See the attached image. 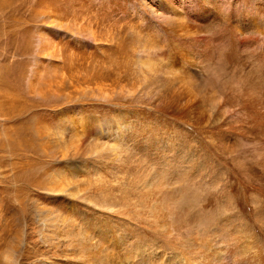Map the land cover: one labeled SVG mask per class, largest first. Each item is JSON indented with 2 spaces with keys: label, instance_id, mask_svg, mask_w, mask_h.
<instances>
[{
  "label": "rangeland",
  "instance_id": "1",
  "mask_svg": "<svg viewBox=\"0 0 264 264\" xmlns=\"http://www.w3.org/2000/svg\"><path fill=\"white\" fill-rule=\"evenodd\" d=\"M263 37L264 0H0V264H92L95 247L198 264L210 242L264 264V219L232 178L242 149L264 182Z\"/></svg>",
  "mask_w": 264,
  "mask_h": 264
},
{
  "label": "bare ground",
  "instance_id": "2",
  "mask_svg": "<svg viewBox=\"0 0 264 264\" xmlns=\"http://www.w3.org/2000/svg\"><path fill=\"white\" fill-rule=\"evenodd\" d=\"M184 26V25H183ZM182 27V26H181ZM175 28V27H174ZM180 29V28H179ZM174 30V29H172ZM182 31V30H180ZM179 31V32H180ZM255 31V30H254ZM183 32V31H182ZM181 32V33H182ZM90 33V32H89ZM174 33H177L174 31ZM185 36V35H184ZM264 38V37H263ZM224 44V43H223ZM228 46V45H227ZM220 47L222 48V46L220 45ZM262 47V46H261ZM213 48V47H212ZM264 49V47H263ZM231 50V49H230ZM242 50V49H241ZM220 51V50H219ZM217 52L220 54V52ZM223 53V52H222ZM235 58V57H234ZM236 59V58H235ZM234 59L231 60V63L233 62ZM220 62V61H219ZM238 61H234L233 63H237ZM224 63V60L222 62V65ZM229 63V62H228ZM232 63V64H233ZM226 64V63H225ZM193 66V65H192ZM225 66V65H224ZM223 66V67H224ZM197 67V66H196ZM235 67V66H234ZM237 67V66H236ZM241 67V66H239ZM238 67V68H239ZM235 73V72H234ZM220 75V74H219ZM236 75V74H235ZM247 78V77H246ZM263 79V78H262ZM247 80V79H246ZM259 80V78H258ZM264 80V79H263ZM251 82V81H250ZM13 90V89H12ZM262 90V89H261ZM189 91V90H188ZM195 94V93H194ZM6 95V94H4ZM189 95V94H188ZM197 95V94H195ZM262 95V93H261ZM25 96V95H24ZM23 96V97H24ZM198 96V95H197ZM1 99H4V97H0ZM6 98V97H5ZM196 98V97H195ZM194 98V99H195ZM193 97L191 98L190 100V104H189V107L192 108V105L191 104H194L192 103L194 100H192ZM201 99V98H200ZM189 100V99H188ZM220 100V99H219ZM261 100V99H260ZM263 100H264V92H263ZM197 101H200V100H197ZM9 102H11V105H10V108L13 106H15L13 103L15 102V98H11L9 100ZM186 102V101H185ZM201 102V101H200ZM260 102V101H259ZM2 103V104H1ZM8 103V102H7ZM187 103V102H186ZM189 103V102H188ZM202 103V102H201ZM251 103V102H250ZM1 105H5L4 102H0ZM203 104V103H202ZM258 104V103H257ZM198 105V104H197ZM218 105V104H217ZM259 105V104H258ZM261 106V105H259ZM264 106V105H263ZM20 107V106H19ZM21 108V107H20ZM217 108V107H216ZM214 108V109H216ZM219 108V107H218ZM252 108V107H251ZM203 109V108H202ZM220 109V108H219ZM255 110V109H254ZM257 111V109L255 110ZM219 112V111H218ZM3 114V113H1ZM5 114V113H4ZM213 114V113H212ZM258 114V113H257ZM255 114V115H257ZM6 115V114H5ZM190 115V114H188ZM250 115V114H248ZM259 115V114H258ZM257 115V117H258ZM198 116V115H197ZM208 116V115H207ZM206 117V116H205ZM211 117V116H209ZM256 117V116H255ZM261 118H263L262 116H260ZM258 117V118H260ZM188 118V117H187ZM212 118V117H211ZM250 118V117H249ZM252 118V117H251ZM260 118V119H261ZM4 119V118H3ZM192 119V118H191ZM201 119V118H200ZM222 119V117H221ZM253 119V118H252ZM257 119V118H256ZM193 120V119H192ZM196 120V119H195ZM198 120V119H197ZM207 120V119H206ZM205 120V121H206ZM223 120V119H222ZM251 120V119H249ZM190 121V120H189ZM213 121V120H212ZM244 121V120H242ZM252 121V120H251ZM261 121V120H260ZM206 122H209L208 120ZM205 122V125H207V123ZM237 122V121H236ZM263 122V121H262ZM191 123L193 124V122H190L189 126L191 125ZM233 123V122H232ZM235 123V122H234ZM248 123V122H246ZM236 124V123H235ZM237 124H239V128L238 129H235L234 130V134L237 138V141L239 142V144H242V145H254L255 143V140H254V137H253V134L251 133L252 130H250V128H245L241 126L240 123L237 122ZM236 124V125H237ZM250 124H252L250 122ZM260 125H262L261 123H259ZM258 124V125H259ZM245 125V124H244ZM257 125V127H259ZM204 126V125H203ZM229 126V125H228ZM237 126V127H238ZM256 126V125H255ZM32 127V126H31ZM217 129H218V126H216ZM233 126H231L232 128ZM249 127H251L249 125ZM34 128V127H33ZM200 128V127H199ZM198 128V130H200ZM252 129V128H251ZM257 129V128H256ZM254 129V130H256ZM34 130V129H33ZM232 130V129H229V131ZM31 131V130H30ZM221 131H224V130H221ZM233 131V130H232ZM228 132V130H227ZM27 133H30L31 132H28ZM204 133L207 134V136H210L214 133L211 132V127H209L208 125L204 127ZM25 133L24 132H20L19 133V136L18 138L20 139V141H24L25 139ZM204 134V136H205ZM224 134V133H223ZM256 134V133H255ZM218 135V133H217ZM215 136V135H213ZM219 136V135H218ZM222 136V135H221ZM226 136V135H225ZM228 136V135H227ZM211 137V136H210ZM210 137H206V138H210ZM224 137V136H222ZM230 138V137H229ZM228 138V139H229ZM217 139V138H216ZM231 139V138H230ZM206 140V139H205ZM208 141V140H207ZM207 141H205V143H207ZM221 141V140H220ZM224 142L226 143V145H228L227 141L224 140ZM236 142V141H235ZM20 144H22L21 142H19ZM204 143V144H205ZM211 143V141H210ZM214 143V142H213ZM219 143V142H218ZM223 143V144H225ZM232 143V142H230ZM19 144V145H20ZM200 145V144H199ZM230 145V144H229ZM18 147V143L16 144H13L12 147ZM233 146V144H232ZM231 146V147H232ZM23 147H25L23 145ZM41 147V146H40ZM218 147V146H217ZM226 147V146H225ZM234 147V146H233ZM232 147V148H233ZM210 148V147H209ZM32 149V148H31ZM41 150V148H39ZM227 149V148H226ZM224 149V150H226ZM25 150V149H24ZM28 151V150H27ZM31 151V150H29ZM222 151V150H221ZM239 151V152H238ZM241 151V152H240ZM35 152V151H34ZM234 152V151H233ZM238 152V154H237ZM28 153V152H27ZM33 153V152H32ZM223 153V152H222ZM242 149H237L236 153H235V156L232 157V162L235 163L237 162V165L239 166V169H235V172H233V177L236 184L239 186V189H238V192L243 195V197H246L247 195H249L250 193L249 192H253V195H249V197H251V199L253 200L252 202H254V206H256V212L257 214H255V218L256 220H262L264 219V184L261 183V181L263 182V180L260 178H258L256 175V172L254 170H256V168L254 169L253 168V164H245V165H242L240 166V163L238 161L239 158L242 157ZM36 154V153H35ZM198 154V153H197ZM218 157V156H217ZM191 160V159H190ZM199 160V159H198ZM213 161V160H212ZM215 162V161H214ZM189 164V163H188ZM246 166V167H245ZM237 167V166H236ZM200 168V167H199ZM202 168V167H201ZM259 171V168L257 169ZM207 171V170H206ZM204 171V172H206ZM218 172V171H217ZM261 172V171H260ZM263 172V170H262ZM264 173V172H263ZM218 175V173H217ZM217 175L215 177H217ZM226 175V174H225ZM223 176V175H222ZM220 178V177H219ZM214 184H218L220 182V180L217 181V179L215 178L213 181H215ZM260 180V181H259ZM159 183V182H158ZM264 183V182H263ZM225 184V183H224ZM223 184V185H224ZM219 185V184H218ZM217 185V186H218ZM222 185V184H221ZM225 186V185H224ZM224 186H221L218 190L219 191H222L220 192L221 194L225 193L226 194V205L227 204H231V202H233V211H236L238 208H237V205H235L234 203V199L232 198L231 195H229V193L227 191H225V188L226 187H230L232 186L231 184L229 185H226L225 188ZM231 188H234V187H231ZM217 189V188H216ZM224 190V191H223ZM230 190V189H229ZM234 190V189H232ZM230 190V191H232ZM218 191V193H219ZM235 191V190H234ZM217 193V194H218ZM249 193V194H248ZM216 197V196H215ZM159 199V198H158ZM157 200V199H156ZM155 200V201H156ZM159 201V200H158ZM158 201L155 202V205L153 206V210H154V213H157L160 211L163 219L166 218L167 216V208L165 206V203L163 201L157 203ZM237 202V201H236ZM240 202V201H239ZM157 204V205H156ZM203 208L204 207H209L211 206V201L207 202L206 205H202ZM229 206V205H228ZM240 207V206H239ZM228 210V209H227ZM209 213V212H208ZM206 214V213H205ZM208 215V214H206ZM168 217V216H167ZM239 222V221H238ZM244 225H247V224H244ZM243 226V224H242ZM245 227V226H244ZM249 227V225H248ZM241 229V228H240ZM237 234H239V231L237 232ZM253 236H255V234L252 233ZM263 235V234H262ZM76 238H77V248H83L85 251L84 253H86L89 249V242H90V239H87L88 237H91L89 235L86 234L85 231H79L77 232L75 235H74ZM260 237V236H259ZM213 240V239H212ZM194 242L192 243V246H197V243H196V240H193ZM248 241V240H247ZM225 243V242H224ZM212 242L210 243H206L205 246L203 247V251L202 252V255L199 257V262L198 264H256V255H255V258L254 256L250 253H248V250L245 249L244 250H241L240 247H244V244H222L221 246H217V243H215V245H211ZM132 249V248H131ZM130 249V250H131ZM149 251H150V254H147L145 255L144 253L143 254H139L137 253V257H135V262H130L129 264H186V262L188 263V260H186V256L185 254L187 255V253H181L180 251L178 252V254L176 256L174 255H171V250L168 251L170 252L169 254L166 253L164 250H157L156 248H153V247H149L148 248ZM93 252L96 254L94 256H86L88 257L90 260H94L96 261L95 263H92V264H96L98 262H100V264H116V263H109L110 261H114V256H113V253L111 251H108L106 250L105 248L103 247H95L93 248ZM179 250V249H178ZM192 250H195V249H192ZM191 250V252H193ZM80 252V251H79ZM104 253V254H103ZM174 254V253H172ZM253 254H257L258 255V252H255ZM117 257V256H116ZM123 256H119L117 257L118 259H120L121 262L125 263V259L122 258ZM257 259V258H256ZM185 262V263H184ZM259 263V262H258ZM119 264V263H118Z\"/></svg>",
  "mask_w": 264,
  "mask_h": 264
}]
</instances>
